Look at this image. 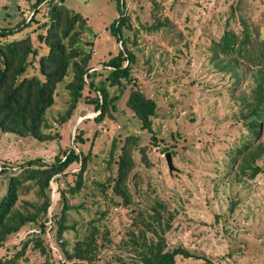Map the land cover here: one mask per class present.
<instances>
[{
  "label": "rangeland",
  "instance_id": "rangeland-1",
  "mask_svg": "<svg viewBox=\"0 0 264 264\" xmlns=\"http://www.w3.org/2000/svg\"><path fill=\"white\" fill-rule=\"evenodd\" d=\"M125 1L130 29L124 30V34L129 38V50L136 57L132 77L137 88L156 102V115L151 120L153 134L161 141L158 147L151 145L150 134L141 130L139 121L126 105L131 85H127L112 118L94 123L93 118L98 113L81 101L67 123L56 124L55 119L64 112L69 100L66 84L70 78L67 77L57 86L54 105L46 114V125L51 127L44 131L55 136V140L39 142L31 136L20 137L0 130V169L9 165L16 168L12 172L18 174L17 167L28 160L40 158L51 163L61 148L74 145L78 128L86 139L83 151L87 152L90 144L93 145L91 163L83 175L84 189L76 197L67 195L72 207L68 212V226L73 227L63 236L68 250L85 235L88 222L105 213L102 224L112 244L100 253L97 264H115L113 256L118 255L117 246L132 229L135 215L131 210L146 215L160 202L170 212V226L165 231L168 247L180 245L198 257H177L179 264H264V156L256 162L262 172L255 178L235 175L231 159L246 139L245 132L232 118L234 106L229 94V77L215 67L209 52L228 18L235 30L239 29L237 20L244 17L264 33V0ZM34 2L0 0V28L15 27L30 15ZM61 3L87 19L93 44L90 67L101 70L103 63L121 48L109 30L120 15L116 3L113 0H62ZM38 19L43 18L39 15ZM157 20L166 24L152 31L150 27ZM34 29L35 25L8 39L30 36L37 49L38 56L30 58L26 77H41L36 62L40 55L48 53L36 40ZM84 93L86 97L93 95L87 90ZM130 134L138 135L140 146L147 147V163L136 155L138 178L130 187L137 204L124 209L104 199L97 185L106 177V161L113 138L123 139ZM171 145L175 146V154L169 153L176 169L172 173L165 154L159 150L161 146ZM78 169L74 164L69 171ZM9 175V172L0 173V200L6 194ZM50 187L49 212H52L59 209L56 205L59 188L56 181L51 182ZM34 199V190L30 189L20 195L18 206ZM160 213L165 223V210ZM33 232L37 231L23 228L7 241L0 256ZM46 243L52 247L53 258L60 259L52 237H48ZM43 261L44 256L28 248L15 264Z\"/></svg>",
  "mask_w": 264,
  "mask_h": 264
},
{
  "label": "trees",
  "instance_id": "trees-1",
  "mask_svg": "<svg viewBox=\"0 0 264 264\" xmlns=\"http://www.w3.org/2000/svg\"><path fill=\"white\" fill-rule=\"evenodd\" d=\"M113 1L120 15L109 30L121 48L103 63L102 71L90 67L93 44L89 39L87 19L64 6L62 0H35L30 17H24L11 29L0 28L2 132L31 136L39 142L55 140V136L44 131L51 127L46 125V114L54 105L57 86L69 77L66 84L69 100L64 112L55 119L56 124L67 123L81 101L98 113L93 118L94 123L100 124L105 118H112L127 85H131L126 105L139 121L141 130L150 134L151 145L158 147L161 141L153 134L151 120L156 115V102L137 88L132 77L136 57L129 50V38L124 34V30L130 29L125 16L126 1ZM39 15L42 20L38 19ZM237 21L239 29L235 30L229 18L225 20L223 31L217 41H212L209 52L215 67L229 77V94L234 106L232 118L245 132L246 139L234 151L231 165L235 166V175L253 179L262 172L256 162L264 156V33L256 29L249 18L240 17ZM165 24L157 20L150 29L158 31ZM33 25L36 40L48 49L47 55H40L36 62L41 77L25 76L31 64L30 58L38 56L30 36L8 40ZM85 90L93 95L86 97ZM255 140L257 143L251 145ZM85 142L84 133L77 128L74 145L61 148L51 163L40 158L28 160L17 167L18 174L12 172L16 168L2 166L0 173L9 172L10 175L6 194L0 200V250L25 227L34 228L37 232L28 234L11 250L7 248L6 254L0 256V264H15L28 248L44 256L40 264H97L100 253L110 248L112 240L102 224L105 213L101 218L88 222L87 232L74 242L71 250L63 240L65 232L73 229L68 226V212L72 207L67 195L76 197L82 192L83 175L91 163L93 144L84 152ZM174 147L161 146L159 150L165 155L169 152L175 154ZM146 150L147 147L140 146L138 135L113 138L106 161V177L97 186L103 198L110 200L115 207L129 209L137 204L130 184L138 178L136 155L139 154L140 160L147 163ZM74 164L79 169L70 172ZM68 177L72 180L68 181ZM54 181L59 188L56 202L59 209L49 212L52 205L50 183ZM30 189L34 190L35 199L25 200L19 207L20 195ZM233 206L234 203L230 212ZM161 210H165V223L162 222ZM131 213L135 215L132 229L125 233V238L117 246L118 255L113 256L115 264H179L177 257L198 258L180 245L168 247L165 231L170 226V212L162 203L157 202L146 215L139 210H131ZM48 237L54 240L60 259L53 258L52 247L46 243Z\"/></svg>",
  "mask_w": 264,
  "mask_h": 264
},
{
  "label": "water",
  "instance_id": "water-1",
  "mask_svg": "<svg viewBox=\"0 0 264 264\" xmlns=\"http://www.w3.org/2000/svg\"><path fill=\"white\" fill-rule=\"evenodd\" d=\"M165 158H166V162H167L168 169L172 173L176 169H175V167L172 164V159H171L170 153H166Z\"/></svg>",
  "mask_w": 264,
  "mask_h": 264
},
{
  "label": "built area",
  "instance_id": "built-area-1",
  "mask_svg": "<svg viewBox=\"0 0 264 264\" xmlns=\"http://www.w3.org/2000/svg\"><path fill=\"white\" fill-rule=\"evenodd\" d=\"M1 170V169H0Z\"/></svg>",
  "mask_w": 264,
  "mask_h": 264
}]
</instances>
